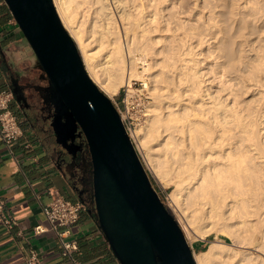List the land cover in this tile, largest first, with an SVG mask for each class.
Returning a JSON list of instances; mask_svg holds the SVG:
<instances>
[{"label":"bare ground","instance_id":"obj_1","mask_svg":"<svg viewBox=\"0 0 264 264\" xmlns=\"http://www.w3.org/2000/svg\"><path fill=\"white\" fill-rule=\"evenodd\" d=\"M52 1L88 76L108 97L128 87L132 77L143 81L134 61L144 63L147 54L152 58L142 71L149 76L153 101L146 107L144 124L130 133L155 175L172 182L170 196L186 237L190 229L200 239L220 232L230 240L227 246L214 237L205 250L193 254L195 264H218L215 259L220 264H264V37L260 45L243 40L238 53L218 56L206 68L212 78L206 86L204 65L185 42L198 38L200 45L205 25L188 24L181 34L160 43L155 36L145 38L159 43L154 48L140 40L151 30L167 31L163 24L169 23L159 6L166 0H146L143 9V0H91L96 19L90 17L86 32L75 11L83 0ZM125 2L132 3L128 12L121 10ZM242 7L261 13L259 20L264 21V6L245 1ZM114 15L125 34V48ZM95 39L98 52H91ZM152 67L156 69L150 71Z\"/></svg>","mask_w":264,"mask_h":264},{"label":"water","instance_id":"obj_2","mask_svg":"<svg viewBox=\"0 0 264 264\" xmlns=\"http://www.w3.org/2000/svg\"><path fill=\"white\" fill-rule=\"evenodd\" d=\"M2 2L32 61L45 75L55 110L71 123L63 125L65 136L60 141L55 136V144L68 152L76 137L85 142L91 166V215L117 263L195 264L182 231L152 188L117 110L88 76L53 1ZM69 159L59 151L64 175Z\"/></svg>","mask_w":264,"mask_h":264},{"label":"crops","instance_id":"obj_3","mask_svg":"<svg viewBox=\"0 0 264 264\" xmlns=\"http://www.w3.org/2000/svg\"><path fill=\"white\" fill-rule=\"evenodd\" d=\"M19 45L21 36L0 0V91L12 93L7 67L14 63V69H22L18 64L20 52L33 62L28 47L18 48ZM9 108L17 118L21 135L9 150L0 138L2 211L15 221L12 229H6L0 219V264H25V256L30 250L36 253L42 264H72L62 256L59 237L48 229L43 213L52 192L67 200L79 201L71 189L68 175L59 169L58 145L43 126L28 119L13 98ZM37 225L46 227L47 231L33 235L32 229ZM68 230L70 238L77 241L78 248L73 256L79 264H118L91 212L82 209L78 220Z\"/></svg>","mask_w":264,"mask_h":264},{"label":"rangeland","instance_id":"obj_4","mask_svg":"<svg viewBox=\"0 0 264 264\" xmlns=\"http://www.w3.org/2000/svg\"><path fill=\"white\" fill-rule=\"evenodd\" d=\"M83 1L84 5H82V7L78 8L75 11L77 12V18H79L80 20L81 28L86 32L88 31V26L90 25L89 19H96V14L92 13V9L95 6L92 5L91 0ZM139 1L140 0H137L135 4H138ZM245 1H249L250 5L257 8H263L264 6V0H166L160 3V5L159 3H157L160 6L164 21L166 20L169 23L167 25L166 23L163 24L162 22V24L167 28V31L157 33V31L151 30L147 35H145L144 38L140 37V40L142 41V43H148L151 48H154L156 47V45L158 46V44L160 43L159 41H164V39L169 38L170 35L181 34L182 30L187 29V27L189 26L188 24L197 23V26L200 27H203L205 25V27L201 29L203 38L200 45L198 44V38L188 37L185 41L186 45L188 47H191V51L196 54L194 58L198 62L200 61V64L204 65V67H202V72L205 73L207 66L217 61L218 56L222 54L231 56V53H238V45L241 43V41L246 40L248 41L249 45L254 46L260 45L263 42L264 21L259 20L261 13L254 12V14H251L252 12L250 9H245L242 7L245 6ZM171 3H175L173 9H171ZM142 4L143 9L144 6L148 4V2L146 0H143ZM131 5L132 3L125 2L124 4H122L121 10H125L126 12H128V10L131 9ZM85 9L88 10L87 13L85 12ZM81 15H84L85 17L83 18V16ZM114 18L116 19V15H114ZM135 18H137V16H135ZM211 18L213 19L212 23L214 22V29H210L208 27V20ZM137 20L138 19H134L132 20V22L136 23ZM162 24L160 26H163ZM116 27L118 32L117 36L120 37L122 46L125 48V34L121 28V23L117 19ZM160 34L163 35V38L158 36ZM148 36H155L154 40L159 43L155 44L152 40H145V38H148ZM212 38L214 40H212ZM22 44L24 43L21 42V45ZM96 44L97 42L95 39L91 46V52H98ZM241 44H243V42ZM240 47L242 48V45H240ZM103 52L104 51L98 53L99 57L103 54ZM135 57L138 58L140 57V55L137 54ZM151 59L152 58L150 57V55L147 54L144 63H142L143 61L141 62L139 58L134 61V68H136V71L142 72L143 81L132 77L130 85L128 86L130 88H127V86L123 85L119 88L115 96L109 97L114 107L118 106V108L121 109L122 113L125 114V116L128 118V121H131L130 132H133L135 130V127H137L138 125L141 126L144 124V121L146 119V107L150 102L153 101V96L149 89V76L147 74V71H142L143 69L148 68V65L152 63ZM154 69L156 68L152 67L150 71ZM144 78L146 80H144ZM203 79L205 80L204 85L208 86V83L212 78L211 75L206 72ZM214 88L215 87H212V89ZM125 106L127 107V113L125 111ZM135 117H137V119H135ZM128 136L135 148L142 166L147 173L152 188L156 192L162 204L167 208L168 212L172 215V217L178 224L192 253L194 254L195 252H198L200 250H205L210 242L215 239L214 237H217V240L229 246L228 242H230V240L228 236L220 234V232L211 233L205 236L203 239H200L196 237V235L190 229H188L190 238L186 237L181 228V222H179V217H181L180 213L178 211V208L176 207L175 202L170 196L171 192L174 189L172 182L164 183L158 178V176L155 175L145 158L144 149L142 150L132 133H129ZM238 250L243 251L245 249L239 248ZM214 262L220 264L219 259H215ZM225 264L230 263L227 261Z\"/></svg>","mask_w":264,"mask_h":264},{"label":"flooded vegetation","instance_id":"obj_5","mask_svg":"<svg viewBox=\"0 0 264 264\" xmlns=\"http://www.w3.org/2000/svg\"><path fill=\"white\" fill-rule=\"evenodd\" d=\"M22 45H19L18 48L27 47L26 44ZM19 55L18 64L23 70L20 68L17 69L18 71L14 69L13 62L7 67L11 78L9 86L13 91L12 98L21 111H25V115L32 123L43 126L54 142L56 138L60 141L62 136H65L62 133L64 130L63 125L66 124L71 127V123L66 120L61 111L55 110L52 97L47 90L45 75L39 66L34 62H30L22 52ZM2 58H4L3 54ZM77 132L73 135H76ZM58 148L68 161L71 158V164H68L65 169L74 195L84 204L86 210L92 212L91 166L84 140L82 137H76L73 146L67 147L68 152L62 150L59 145Z\"/></svg>","mask_w":264,"mask_h":264},{"label":"built area","instance_id":"obj_6","mask_svg":"<svg viewBox=\"0 0 264 264\" xmlns=\"http://www.w3.org/2000/svg\"><path fill=\"white\" fill-rule=\"evenodd\" d=\"M11 100V92L0 91V138L8 150L10 145L21 135V129L17 118L9 108ZM115 109L117 110L123 126L129 135L131 121H128V118L122 113L118 106L115 107ZM125 111L127 113L126 106ZM135 119H137V117H135ZM2 204L3 203L0 199L1 222L6 229H12L15 225V221L9 215L3 213ZM84 208L85 206L80 201L67 200L56 192L50 193V201L43 208L44 216L48 222V229L53 230L57 234L62 246L61 254L62 256L67 257L72 264H79L73 256L74 252L77 251L78 246L77 241L70 238L68 227L76 223L80 211ZM59 228H63V230L59 231ZM44 231H47V228L40 225H37L32 229L33 235H38ZM24 261L25 264H42L36 253L31 250L25 256Z\"/></svg>","mask_w":264,"mask_h":264},{"label":"trees","instance_id":"obj_7","mask_svg":"<svg viewBox=\"0 0 264 264\" xmlns=\"http://www.w3.org/2000/svg\"><path fill=\"white\" fill-rule=\"evenodd\" d=\"M200 251H202V250H200Z\"/></svg>","mask_w":264,"mask_h":264}]
</instances>
